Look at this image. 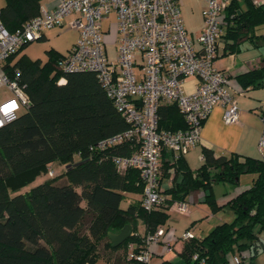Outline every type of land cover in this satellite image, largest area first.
I'll list each match as a JSON object with an SVG mask.
<instances>
[{
    "label": "trees",
    "instance_id": "trees-1",
    "mask_svg": "<svg viewBox=\"0 0 264 264\" xmlns=\"http://www.w3.org/2000/svg\"><path fill=\"white\" fill-rule=\"evenodd\" d=\"M40 1L5 0L0 6L2 24L8 31L22 27L39 13ZM259 22H264V2L245 0L241 9L232 0L223 26L236 40ZM27 44L3 62L10 76L17 71L29 102L0 127V264H96L100 259L106 264H145L129 255V243L133 251L141 249L147 234L166 222L172 204L185 201L191 192L202 190L212 210L222 207L214 185L237 184L244 172L254 176L248 187L226 202L233 218L204 235L192 232L182 239L178 261L162 258L156 264H236L233 256L247 258L243 251L264 248V159L260 155H216L203 146L201 165L190 170L182 155L175 157L164 149L162 176L168 177L173 168L181 179L161 188L164 199L146 209L139 169L118 168L112 161L113 156L136 152L139 143L128 138L104 148L95 146L129 127L96 72L60 70L64 53L51 47L44 59L30 57L21 52ZM262 76L264 66L249 71L242 80L254 85ZM157 113L158 128L185 127L175 103L161 102ZM52 163L63 167L58 176L53 173L21 191L37 175L48 172ZM126 192L141 197L122 206ZM125 223L131 225L130 236L112 246L107 232H118Z\"/></svg>",
    "mask_w": 264,
    "mask_h": 264
},
{
    "label": "built area",
    "instance_id": "built-area-1",
    "mask_svg": "<svg viewBox=\"0 0 264 264\" xmlns=\"http://www.w3.org/2000/svg\"><path fill=\"white\" fill-rule=\"evenodd\" d=\"M202 1V28L196 38L185 28L177 0H58L51 10L40 7L36 16L14 31H8L0 19V86L10 93L0 100V127L15 119L29 102L17 71L10 76L3 62L23 44L39 39L44 29L62 25L76 29L78 37L59 60V69L96 72L129 127L101 139L95 146L104 148L128 138L139 143L136 152L113 156L112 161L118 168L139 169L142 204L150 209L165 197L158 182L162 151L169 150L177 157L195 146L200 141L202 123L215 105L222 107L225 123H235L239 118L236 99L226 87L228 79L215 65L226 8L232 0ZM111 12L117 22L114 59L108 58L102 30V20ZM189 76L197 77L198 83L187 92L184 80ZM161 102L177 105L184 128H158ZM260 118L264 126V113ZM257 148L264 159V127ZM48 173L53 171L49 169ZM171 207L181 213L188 211L186 201H175ZM163 234V226L147 234L138 251H133L129 243V255L151 264L152 246ZM192 235L186 229L181 239ZM164 249L170 251L172 247L166 243ZM233 260L236 264H252L239 256H233Z\"/></svg>",
    "mask_w": 264,
    "mask_h": 264
},
{
    "label": "crops",
    "instance_id": "crops-1",
    "mask_svg": "<svg viewBox=\"0 0 264 264\" xmlns=\"http://www.w3.org/2000/svg\"><path fill=\"white\" fill-rule=\"evenodd\" d=\"M252 1L255 3L264 2V0ZM57 3L58 0H41L40 7L51 10ZM177 3L180 7L185 28L191 37L196 38L202 28L201 9L203 1L177 0ZM235 3H238L241 9H245V0H235ZM70 18V16L66 18V21ZM191 18H193V20ZM260 25H264V22L256 23L253 28L243 32L236 40L227 35L225 26L222 27L217 44L215 65L225 73L228 79L226 87L228 92L236 99L239 108V118L235 123H225L222 119V107L220 105H215L213 107L202 123L200 141L182 155L186 166L190 170H195L201 165L203 161V146L210 147L216 155H228L231 152L255 157L259 155L257 143L262 127H264L262 126L260 118V115L264 113V76L254 85L245 83V79L242 80V78L249 71L264 66V28H257ZM50 29L52 28L44 29L40 38L47 39V32L50 31ZM72 30L74 31V35L68 50L78 37V31L73 28ZM21 52L32 57L28 45H25L21 49ZM67 52L62 53L66 55ZM113 52L115 53V44L113 46ZM197 83V77L189 76L184 80V88L187 92L192 91ZM253 176L254 174L251 175L250 183ZM180 179V173L174 172L173 168H170V175L168 177L162 176V161L159 163V184L162 189L169 187L174 180L178 181ZM245 180H247V178H245ZM222 183L226 184L228 182ZM246 186L248 187L249 185L240 186L237 183L236 186L231 187L228 191L226 188L222 195H215L217 203L225 205L233 195L245 189ZM140 197L141 193L126 192L124 206ZM188 197L192 203V208H188L186 213H180L185 215L184 217H188L189 221H185L184 218L178 219L173 215V213H175L174 211L177 210L170 207L168 210V219L163 224L164 234L161 237V241L153 246L155 249L154 254L160 253V255H162L165 249L161 251L160 246H165L166 243H169L172 247L171 250H174L177 255L183 246V240L181 239L182 232L185 229H190L192 226L194 227L196 225L195 222L202 218L200 217L202 215L197 212L198 209L195 203L204 201V192L202 190L191 192L186 197V203L190 202L187 200ZM212 217V214H207L205 220L208 221ZM212 227H210V229ZM138 228L139 230H143V224L138 223ZM210 229H208V231ZM194 234L198 235L196 233ZM244 255L248 259H251L253 264H264V248L260 246L253 253L249 250L243 251L242 256ZM162 258L163 257L158 259L154 264L159 262ZM96 264L106 263L100 259Z\"/></svg>",
    "mask_w": 264,
    "mask_h": 264
},
{
    "label": "rangeland",
    "instance_id": "rangeland-1",
    "mask_svg": "<svg viewBox=\"0 0 264 264\" xmlns=\"http://www.w3.org/2000/svg\"><path fill=\"white\" fill-rule=\"evenodd\" d=\"M4 3L5 0H0V6H2ZM191 19L193 20V18ZM257 28H264V25H260ZM102 30L104 34V41L107 49L108 58L114 59L115 53L113 52V46L115 44V37L117 34V22H116V15L114 12H111L104 17V19L102 20ZM47 35H48L47 39L44 38L35 39L27 44L29 46V50L32 57H40L44 59L46 57V49H49L51 47L56 50H59L60 52H67L68 47L70 46L74 35V31L72 30V28H69L65 25L55 26L52 27V29H50V31L47 32ZM9 94L10 93L6 87L0 86V99L9 96ZM50 169L53 171L54 175L56 176H58L63 171V167L57 165L56 163H52L50 165ZM251 175L252 174L250 172H244L240 174L238 185L240 186L250 185L249 183H250ZM49 176L50 174L47 171L45 173L37 175L30 183H28L26 186L21 188V191L25 189H29L31 186L43 181L44 179H47ZM245 178H247V180H245ZM233 186H236V184L235 185L228 183L224 184L222 182L217 183L214 185V192H215L214 194L222 195L226 188L228 191ZM187 200L190 201V198L188 197ZM195 204L197 205V209H198L197 212L202 215L200 216L202 218H200V220L195 222L196 225L194 227L193 226L190 227V230L198 235L206 234L208 229L216 225V223H220L222 221H230L233 218L232 210L227 204L215 210H212L205 201L197 202ZM121 205L122 206L125 205V199L122 200ZM187 205L188 208H192L191 201L188 202ZM174 212L175 213H173V215L176 216L178 219L184 218L185 221L187 222L189 221L188 217H184L185 215L181 214L178 211H174ZM207 214L213 215V217L208 221L205 220ZM164 247L165 246L161 245L160 250L163 251ZM162 253H163L162 255H160V253L154 254L150 260V263L151 264L155 263L161 257L170 258L174 261H178V257L174 250L164 251Z\"/></svg>",
    "mask_w": 264,
    "mask_h": 264
},
{
    "label": "water",
    "instance_id": "water-1",
    "mask_svg": "<svg viewBox=\"0 0 264 264\" xmlns=\"http://www.w3.org/2000/svg\"><path fill=\"white\" fill-rule=\"evenodd\" d=\"M79 163L76 162L74 164ZM132 228L129 223H125L118 232H107V235L111 241L112 246H117L127 239L131 234Z\"/></svg>",
    "mask_w": 264,
    "mask_h": 264
}]
</instances>
